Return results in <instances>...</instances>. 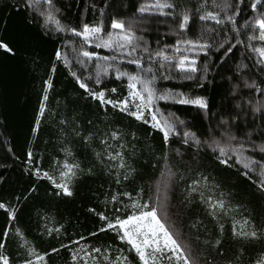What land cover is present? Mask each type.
<instances>
[{
  "label": "trees",
  "instance_id": "16d2710c",
  "mask_svg": "<svg viewBox=\"0 0 264 264\" xmlns=\"http://www.w3.org/2000/svg\"><path fill=\"white\" fill-rule=\"evenodd\" d=\"M208 12L223 23L201 20ZM185 14L190 19L181 30ZM257 19H264V0H0V41L12 49H0V203L6 206L0 251L9 264H118L123 257L141 264L116 231H100L139 212L132 208L137 202L162 204L161 216L196 264H256L264 256V191L257 187L264 172V59L254 50L264 41ZM114 20L124 23V33L112 28ZM84 25L102 30L85 42L72 31ZM129 32L133 40L125 44L119 35ZM182 57L186 68L195 60V72L177 66ZM129 75L138 77L136 91L143 92L141 81L153 90L148 123L129 109L101 105L77 83L79 77L106 99L123 101ZM181 98H202L207 108ZM153 114L172 126L167 142L152 127ZM65 163L79 166L70 182L61 176ZM53 181L68 183L72 195ZM209 198L223 200L224 208L211 209ZM234 227L256 231L257 238L236 236ZM169 255L156 264H169Z\"/></svg>",
  "mask_w": 264,
  "mask_h": 264
},
{
  "label": "snow or ice",
  "instance_id": "6c2138e0",
  "mask_svg": "<svg viewBox=\"0 0 264 264\" xmlns=\"http://www.w3.org/2000/svg\"><path fill=\"white\" fill-rule=\"evenodd\" d=\"M46 3L51 5L52 0H45ZM157 8H165V7H172L171 4H160L158 3L155 5ZM253 9L256 8V4H252ZM140 11H144V8H141ZM51 15L49 14V19H51ZM190 17L188 15H184L182 18V21L179 25L180 29H185ZM201 20H208L212 19L216 21V23H223V21L218 19V14H214L212 12H208L206 15L200 17ZM229 20L232 19V17H228ZM256 25L260 29V35L258 39L261 41H264V19H257ZM112 28L113 29H120L121 33L125 32V25L122 21H113L112 22ZM100 27H89L88 25H84L82 32H77L75 29L72 31L77 36H83L85 42L88 41L89 37L93 34L101 32ZM257 37H253V39H256ZM119 39L123 40L125 44H131L133 40V36L130 34H120ZM113 37L112 34H109V40L104 42L105 47H110L112 43ZM186 43L191 44V41H187ZM100 44H97L96 47H100ZM124 45H120V47H123ZM201 48L207 47L206 45H200ZM223 47V45H221ZM0 49H3L8 52H12V49L8 47L7 44L0 41ZM257 53L260 54L261 58L264 59V48H256L254 49ZM232 49L229 48L228 52H231ZM82 55L84 57H89L93 55V53H90L88 51H83ZM159 56H163V53H157ZM227 55V53H225ZM60 57V53L57 52V58ZM107 59V57H105ZM165 60H171V57L164 56ZM188 62L187 57H182L178 62L177 66L182 71H191L195 72L196 68L193 66L195 64V60H192L189 63V66L186 68L185 64ZM130 63H135L139 66L138 60H132ZM150 71V69H149ZM73 76H75V73H72ZM127 75L126 73H119L118 77ZM191 78V77H188ZM129 80V89L133 90L130 91L129 95L133 98H139L141 103L135 105L136 111L128 112V99L125 98L123 101H112L105 98V92L99 91L95 92L92 89L88 87V85L84 82H82L79 77H77V83L79 84V87L84 89L89 96H91L93 99L99 100L101 105L104 104H111L113 107H119L121 111L128 112L129 115L134 116L137 120H144L145 123H148L147 120L144 118V109L147 108L149 105L153 103L154 99V93L153 90L149 87V82L147 81H141V83L144 84L143 92L140 91H134L136 88V84L133 83L134 81L138 80L137 76H128ZM97 83L99 84V80H97ZM51 87V80L45 82V95L43 97V100H47V90ZM113 92H115V89H112ZM143 93H147V96ZM181 97H183V94H180ZM166 96H160L158 99H166ZM181 104H193L196 106H199L200 108H207V103L202 98H196V99H188V98H181L177 101ZM44 112V103L41 102L40 106V115H43ZM152 120L155 121V123L152 124L153 128H158L164 135L165 142H167L169 138V134L172 131V126L167 124L165 122L163 126L161 125V122L157 120L156 116L152 115ZM37 124H39V117L37 119ZM185 136L191 137L195 139L194 134L192 133H185ZM113 138H116V134L113 133ZM199 141H197L198 143ZM187 143V140L185 141ZM221 156L225 155V149L220 148L219 149ZM261 152H264V147L260 148ZM32 153L29 152V158H31ZM118 157H120V153H116L115 155H112L110 158L115 160ZM221 163L227 164V160H221ZM78 165H70L65 163L64 165V171L61 172L62 177H66L67 180L70 182L71 178L75 175V169L78 168ZM120 167H124V164L121 163ZM245 168H249V163L244 164ZM37 175H39V172H37ZM245 176H247V173H244ZM43 176L50 179L51 177L48 176V173H43ZM127 178V177H126ZM55 186L58 189H61L65 195H72V192L70 191L68 187V183H59L56 184L55 181H53ZM198 182H193L192 191H195V184ZM257 187L264 191V172L261 173V179L257 183ZM159 191V189H158ZM116 197H113V200H115ZM159 202V198H158ZM209 207L211 209H223L224 208V201H211V198H209ZM161 207L162 204H158V206H152L150 207L148 203L140 204V203H133L132 208L139 209V212L133 211L131 215H128L126 219H121L119 217L116 218L115 223L108 222L107 228H101L100 231H105L107 229H111L117 232L118 238L121 241H126L130 246L131 249L135 250L139 260L141 261V264H156V261L158 259V254H162L164 252L170 253L168 256L169 264H196V261L194 258H192L190 251L187 249L186 245H182L178 239L176 238V235L169 229L167 224L164 221V218L161 216ZM0 209H6V206L3 203H0ZM214 215V212L212 213ZM10 218H14V210L9 211ZM100 219L106 220L107 217H105L103 214H100ZM245 224L248 223V221L244 222ZM19 233V230H17ZM122 233V234H121ZM233 234L236 236H243V237H250L252 239L257 238V232L251 231V232H245V231H237L234 227ZM8 235L7 230L4 232V236L6 237ZM217 244L220 243L219 240L216 242ZM4 248V243L0 242V250ZM31 252H34V250H30ZM53 252L58 251V249H53ZM93 252L99 253L101 250L99 248L93 249ZM73 261L77 259V256L74 254L72 257ZM44 260V256L36 255V261H42ZM105 260H107V257H105ZM118 264H125V261H127V257L123 258H117ZM0 264H9L8 257L3 255L2 251H0ZM25 264H34V261L28 260L25 262ZM256 264H264V256H262L259 260H257Z\"/></svg>",
  "mask_w": 264,
  "mask_h": 264
},
{
  "label": "rangeland",
  "instance_id": "374dc122",
  "mask_svg": "<svg viewBox=\"0 0 264 264\" xmlns=\"http://www.w3.org/2000/svg\"><path fill=\"white\" fill-rule=\"evenodd\" d=\"M131 91H133V90H131ZM134 91H136V90L134 89ZM127 99H128V109L131 110V111H136L135 105L141 103L140 99L139 98H133L130 95L127 96ZM145 112H146V108L144 109V113ZM150 121H152V123H154V121L152 120V118L150 119ZM162 254H158V256L159 255H162Z\"/></svg>",
  "mask_w": 264,
  "mask_h": 264
}]
</instances>
